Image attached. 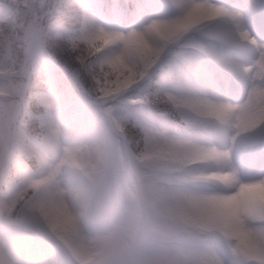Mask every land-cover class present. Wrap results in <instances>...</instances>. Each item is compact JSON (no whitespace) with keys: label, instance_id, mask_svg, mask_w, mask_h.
Returning a JSON list of instances; mask_svg holds the SVG:
<instances>
[{"label":"snow or ice","instance_id":"6c2138e0","mask_svg":"<svg viewBox=\"0 0 264 264\" xmlns=\"http://www.w3.org/2000/svg\"><path fill=\"white\" fill-rule=\"evenodd\" d=\"M84 7L92 10L91 22L109 28H101L96 38L105 46L120 45L119 52L100 63L128 75L115 88L99 89L96 102L118 126H126L129 143L143 142L145 156L197 153L222 162L177 178L178 193L198 194L191 196L188 208L174 209V220L163 234L153 233L111 189L105 208L94 209V225L118 220L133 250L157 249L153 264H241L213 233L222 227L218 210L227 201L264 186V108L260 107L264 99V0H105L100 6L85 0ZM129 53L134 60H129ZM7 95L14 96L15 91ZM37 99L46 110L30 106L25 116L47 127L49 142L56 147L54 124L61 97L52 87ZM20 108L14 99L6 105L7 137L16 145L13 157L17 177L23 181L29 170L17 154L35 156L42 167L46 161L40 145L26 136L24 122L16 121ZM238 110L244 121L239 122L238 116L235 130L211 137L199 134L204 121L227 118ZM69 140L74 145L94 144L90 122L75 116ZM64 152L65 161L74 165L86 155L79 147H65ZM45 182L36 181L33 187ZM233 185L235 193H221ZM15 187L9 182L6 190H0L10 221ZM80 204L85 212L93 210L90 196H82ZM67 222L71 223L70 217ZM14 243L12 237L0 238V244L11 247ZM104 264H135V259L110 245Z\"/></svg>","mask_w":264,"mask_h":264},{"label":"clouds","instance_id":"9594fccd","mask_svg":"<svg viewBox=\"0 0 264 264\" xmlns=\"http://www.w3.org/2000/svg\"><path fill=\"white\" fill-rule=\"evenodd\" d=\"M85 0H0V190L15 183V205L8 219L7 201L0 200V238L12 237L14 245L0 244V264H104L109 246L135 259V264H153V246L133 250L118 220L101 227L94 225L96 208L103 209L109 189L119 193L149 229L163 234L173 222L177 206L188 208L191 190L178 193V177L194 175L221 161L197 153L145 156L143 142L129 143L128 130L97 104L101 88H115L120 75L100 61L120 50V45H104L97 32L104 24L90 21L92 10ZM100 6L105 0H88ZM96 11H99L97 7ZM135 59L129 53V60ZM55 87L61 97L60 114L54 127L56 147L49 142L50 131L39 121L29 120L25 108L44 105L37 97ZM15 91L14 96L7 93ZM21 108L16 121L24 122L25 134L40 145L46 166L35 156H18L29 177H17L16 145L8 140L9 100ZM264 108V99L260 102ZM90 122L94 144L70 143L75 116ZM244 121L239 110L222 119L204 121L203 136L226 134ZM97 146L100 152H97ZM79 147L86 152L78 164L65 161L64 148ZM51 175V180L47 177ZM36 181H46L39 188ZM237 186L222 188L235 193ZM90 196L93 210L85 212L80 198ZM222 227L214 235L223 240L230 254L241 264H264V186L227 201L219 210ZM71 223H68V218ZM223 264V261H221Z\"/></svg>","mask_w":264,"mask_h":264}]
</instances>
